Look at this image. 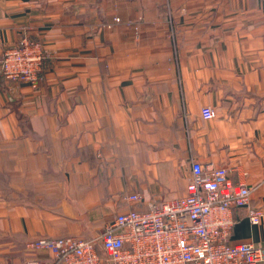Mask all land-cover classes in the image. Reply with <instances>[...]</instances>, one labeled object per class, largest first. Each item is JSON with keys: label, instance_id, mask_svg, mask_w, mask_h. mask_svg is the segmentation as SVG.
<instances>
[{"label": "crops", "instance_id": "obj_1", "mask_svg": "<svg viewBox=\"0 0 264 264\" xmlns=\"http://www.w3.org/2000/svg\"><path fill=\"white\" fill-rule=\"evenodd\" d=\"M0 7V57L25 36L45 55L37 88L0 76V264L51 258L25 250L42 237L83 236L103 252L127 196L183 195L192 161L255 188L230 238L264 247V217L249 218L264 209V0Z\"/></svg>", "mask_w": 264, "mask_h": 264}, {"label": "built area", "instance_id": "obj_2", "mask_svg": "<svg viewBox=\"0 0 264 264\" xmlns=\"http://www.w3.org/2000/svg\"><path fill=\"white\" fill-rule=\"evenodd\" d=\"M2 8L0 7V19ZM120 17H116L119 22ZM45 55L40 42L25 36L9 45L0 57V76L37 88ZM206 120L216 109L201 110ZM186 192L174 199L153 200L145 206L140 193L127 196L133 206L114 215L99 237H42L26 243L35 258L30 264H264V247L251 242L233 243V210L250 205L254 187L235 183L225 166L192 161ZM264 209H252L250 221L258 224Z\"/></svg>", "mask_w": 264, "mask_h": 264}, {"label": "trees", "instance_id": "obj_3", "mask_svg": "<svg viewBox=\"0 0 264 264\" xmlns=\"http://www.w3.org/2000/svg\"><path fill=\"white\" fill-rule=\"evenodd\" d=\"M99 251V250H98ZM100 255L102 256V257H105V253H104V251L103 252H100ZM57 262V261H56ZM60 262V261H59ZM60 264H62L61 262H60Z\"/></svg>", "mask_w": 264, "mask_h": 264}]
</instances>
